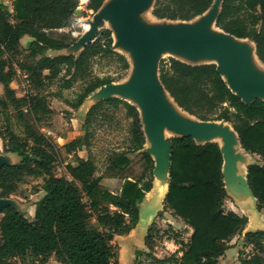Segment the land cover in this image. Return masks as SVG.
Listing matches in <instances>:
<instances>
[{
    "label": "trees",
    "instance_id": "1",
    "mask_svg": "<svg viewBox=\"0 0 264 264\" xmlns=\"http://www.w3.org/2000/svg\"><path fill=\"white\" fill-rule=\"evenodd\" d=\"M80 0H14L12 13L0 0V115L9 121V110L18 119L26 115L40 119L47 113L44 96L39 91L57 79L62 71L69 77L65 88L78 78L86 85L69 106L77 110L97 88L113 82L111 77H91L89 69L95 57L112 56L127 69L123 55L112 49L109 29H101L95 40L78 56L47 55L48 50H62L75 42L69 34L57 29L70 26ZM105 0H88L87 9L96 12ZM214 0H155L151 14L159 20L190 21L209 9ZM102 26V25H100ZM215 26L236 38L249 39L264 64V0H222ZM32 39L27 48L21 39ZM30 59L33 64L18 61ZM23 72L32 94L19 97L10 84ZM159 80L173 101L183 111L201 121H225L236 132L243 150L259 157L246 168L247 184L264 209V100L244 102L234 94L217 71L216 65L187 64L173 57L162 58L158 66ZM122 106L130 121V145L112 153L103 173L90 157H76L67 163L69 175L55 176L53 168L60 149L76 154L88 144V126L102 107ZM86 133L58 147L46 134L29 124L24 137L10 126L0 134L2 146L19 160L0 166V198H8L29 179L42 177L43 195L33 203L34 213L28 218L11 205L0 211V264H47L51 256L59 264H119L114 236L129 234L139 220V204L150 192L154 162L143 151L145 137L136 107L117 97L102 99L86 112ZM171 146L169 187L163 199V210L179 218L191 229L186 243L177 241L179 252L168 264H216L217 259L233 247L231 241L244 231L248 218L232 210H224L226 193L223 157L216 142L197 144L190 135L169 137ZM135 155L140 161L134 162ZM139 163L143 169L140 170ZM105 178L118 179L117 192L109 189ZM160 215V212L157 213ZM148 227L144 245L152 247ZM177 236V235H176ZM238 252L240 264H264V230L242 235ZM248 248V251L246 249ZM142 252L137 251V256Z\"/></svg>",
    "mask_w": 264,
    "mask_h": 264
},
{
    "label": "rangeland",
    "instance_id": "2",
    "mask_svg": "<svg viewBox=\"0 0 264 264\" xmlns=\"http://www.w3.org/2000/svg\"><path fill=\"white\" fill-rule=\"evenodd\" d=\"M2 3L8 6L10 12L12 13V20L16 19V15L12 12V4L14 0H1ZM126 0H108L105 2L104 7H108L115 2H121ZM152 6V0L146 1L142 7L135 13L138 23L141 26H152L151 24L158 25L161 27L162 24L168 25V22H157L156 19L152 17L149 13ZM92 11V10H90ZM90 14V13H89ZM211 14H206L202 16L204 21H209ZM95 14L90 15V20L94 21ZM148 16V17H147ZM145 20L141 22V20ZM201 19H197L196 23H200ZM192 22H188L192 24ZM98 25V26H97ZM102 25V26H100ZM185 25V24H183ZM98 29H111L114 31L115 26L113 22L107 20H101L96 24ZM114 41V39H113ZM230 42V40H226ZM27 47L26 45H23ZM125 57L128 62L127 69H124L122 62L117 60L112 56H101L95 57L92 60L89 73L91 77H111L113 79V85L110 86V91H114L121 97L126 99H135V106L138 107V102L141 101L143 106L148 110L149 106H146V97H144L143 86L139 84L141 70L140 61L137 58L134 50L119 52V50H114ZM57 53V52H55ZM157 63L161 58H166L169 56L168 52L156 53ZM176 55V54H175ZM160 57V58H159ZM18 61L26 62L30 65L33 61L30 59H25V57H17ZM69 76L65 74L64 71L61 72L59 77L49 84H46L39 94L44 96L45 107L47 108V113L42 115L40 119L33 118L32 116H25L23 119L17 118V113L10 109L9 110V121L6 122L4 117L0 115V134H3L6 126L10 128L20 137H24V128L26 124H29L37 132L46 134L52 139V141L58 146L63 145L73 141L75 138L82 136L86 133L83 129V123L85 122L86 112L88 107L85 103L77 110L72 109L69 103L74 101L79 93L82 92L83 87L86 85L85 79H77L71 84L69 88H65V81ZM131 88L127 85L132 84ZM10 86L15 90L16 95L19 97H26L28 94H32V89L27 82V78L23 72H18L15 80L10 84ZM167 97V96H166ZM170 100V99H169ZM183 112V111H182ZM184 113V112H183ZM147 118L149 119V124L146 125L145 134V144L144 148L148 149L152 153L159 150L160 147L165 144L166 139L169 136L167 131H164L166 125L163 128L160 126L162 120L154 118L151 124L149 111H146ZM156 119V120H155ZM130 121L131 119L126 115V111L122 106L117 108L112 107H102V109L93 117L92 123L88 126V144L84 146L82 150H78L76 154H67L64 149H60V155L57 159L55 167L53 168V174L57 177L65 175V165L67 163L74 164L76 157L79 158H92L97 165V174L103 173L106 167L107 158L114 152H121L126 150L130 145ZM196 126L193 128V134L196 137H201L204 141L212 139L215 140L220 147L223 145V138L218 134L219 127H223L226 124L223 122L212 124V121L206 123H201L200 121L193 120ZM218 130V131H217ZM5 149L2 146L0 139V162L11 164L18 161L19 157L11 153L10 156H3ZM151 153V154H152ZM247 160L251 162H258L259 157L246 153ZM140 161L139 155H135L134 162L138 163ZM227 163H233L234 160L232 156H226ZM245 161H240L235 164L234 173L237 177H242L244 172ZM163 163L158 164L157 175L162 182L164 178L161 175V168ZM234 167V166H233ZM140 170L143 169L142 163H139ZM227 175L232 176V174L226 168ZM155 181V178L153 179ZM103 183L112 191L117 192L120 185L118 179L105 178ZM154 183V182H153ZM230 183V181H229ZM43 185L42 177L35 179H29L27 182L22 184L18 191L11 196H9L7 201L12 202L21 212H23L28 218L33 217L34 205L33 203L40 199L43 195L41 189ZM245 185V181L242 182L239 188ZM164 186V185H163ZM154 187V185H153ZM157 187V186H156ZM156 190L154 188L145 195L143 202L139 204V220L135 227L132 235L128 236H114L112 243L117 245L118 248V261L119 264H168V261L160 263L161 260H167L175 253L181 255L179 252V245L177 241H182L186 243L189 240L190 228L185 226V224L179 219L170 214V212L164 211L161 202H159L160 194L156 198ZM0 198V202H1ZM5 201V199H4ZM232 197H228L224 201V210H232L241 215H245L248 218V222L251 223L254 219L258 220L255 216L252 217L248 208L246 211L237 205ZM246 205H243V209ZM160 212V215L157 213ZM262 218L264 219V209L259 211ZM153 214V215H152ZM1 216V214H0ZM252 217V218H251ZM264 221V220H263ZM153 223V230L150 235L152 237V247L148 248L144 245V236L146 235L148 227ZM250 224V223H249ZM264 226V222L263 225ZM249 225L247 228L248 229ZM248 230H251L250 228ZM243 231V232H244ZM236 236L231 243H238L243 240L242 235ZM177 235V236H176ZM135 238L136 242L133 240ZM137 251L142 253L137 256ZM248 251V248L246 249ZM26 261H22V264ZM12 263L20 264L19 260H13ZM47 264H57L54 257L51 256ZM218 264H222L220 261Z\"/></svg>",
    "mask_w": 264,
    "mask_h": 264
},
{
    "label": "water",
    "instance_id": "3",
    "mask_svg": "<svg viewBox=\"0 0 264 264\" xmlns=\"http://www.w3.org/2000/svg\"><path fill=\"white\" fill-rule=\"evenodd\" d=\"M106 1L108 0L104 1L99 10L92 12L95 16L94 21L89 20V29L76 39L75 42L68 48H64L60 51L57 50L59 52L55 54V56L69 54L78 56L82 49L86 45L92 43L99 34L100 29L97 28L98 25L96 26L99 21L109 20L113 22L115 29L111 32L112 39H114L112 49H117L122 53L124 51H129L130 49L134 50L140 61L141 76L139 84L143 86V94L147 100L145 104L146 106H149V108L147 110L141 101L138 102L139 105L136 107L135 105L137 103H135L134 98L126 99L125 97L119 96L114 91H110V86L113 85L111 82L97 88L93 93L86 97L83 103L86 104L88 110L92 105L102 99L117 97L136 107L139 112L143 133L146 125L149 124V119L146 114V111H149L151 124L156 116L160 120H162L160 116L163 117V120L160 122V126L163 128V125H166L164 131L169 133L168 138L190 135L197 144L216 142L212 139L203 141L199 136L195 140L196 137L193 134V128L196 124L191 121V119L200 121L201 123H206L208 121H201L183 111L177 106L168 92L164 89L159 80L158 73L159 62L162 58L157 63L156 55V53L160 52H168V57H173L187 64H215L217 71L220 73L230 90L234 94L241 97L244 102L248 103L255 98L264 100V68L257 65V62L255 61L256 59L260 64H263L255 53L254 43L249 39L236 38L215 26V20L220 11L222 0H214L207 11L190 21H172L166 19L159 20L153 17L157 20V22L164 21L169 23L168 25L162 24L161 27H158V25L154 27L153 24H151L152 26H141L135 17V13L148 0H126L115 2L105 8L104 4ZM154 1L155 0H152V6ZM151 10L149 12L150 14ZM81 14L82 11L80 7L75 10L73 15L75 17H80ZM206 14H211L209 21H204L202 18V16H205ZM197 19H201L200 23H196ZM144 21L145 20L143 19L141 20V22ZM192 21L193 23L188 25V22ZM109 30L111 31V29ZM226 40H230V42H227ZM28 45L27 48L29 47ZM245 57H249V59L246 61ZM243 59L244 61L241 62ZM244 62L248 64L247 66L251 69H246L244 67ZM132 85L133 83L127 85L128 87L126 88H131ZM164 96H168L169 99L173 101L172 104L183 111L185 115L175 113L165 101ZM220 122L226 124L223 127H219L218 132L219 135L224 136L222 147H220L216 142L223 157L222 175L226 193L228 197H232L235 202H238L237 205L239 204L242 210L246 211L248 208L251 216L258 218V220L254 219L252 223L250 221L247 223L245 228L249 225L248 229L250 228L251 230L246 229L244 233L248 231L264 230V226H261L264 221L257 209V201L252 195L246 179L247 166L256 162L247 160V152H245L241 147L238 136L229 123L225 121H212L211 123L216 124ZM167 139L165 144H163L160 149L154 153L143 148V151L150 154L154 162L152 173L155 181L153 180L154 183H152V188L157 191L156 198L160 194L159 202H161L162 206L163 199L168 192L169 187L171 146L167 142ZM10 154L11 152L1 153L4 157L10 156ZM227 154L232 156V159L234 160L233 163L226 162ZM240 161H245L244 172L242 177H237L232 169L235 168V164ZM159 163H163L161 175L165 179V182H162L157 175ZM4 164L6 163L0 162V166ZM226 168H228V171L233 176V180H231L230 183ZM243 181H245V187L249 190V194L239 188ZM1 200L0 211L5 205H11L13 208L20 211V209H18L12 202L7 201V198H1ZM243 205H246L244 209Z\"/></svg>",
    "mask_w": 264,
    "mask_h": 264
},
{
    "label": "crops",
    "instance_id": "4",
    "mask_svg": "<svg viewBox=\"0 0 264 264\" xmlns=\"http://www.w3.org/2000/svg\"><path fill=\"white\" fill-rule=\"evenodd\" d=\"M153 17V16H152ZM28 43H29V45H28ZM31 43H32V39L30 38V37H28V36H25V37H23L22 39H21V45H28V46H30L31 45ZM60 51V50H59ZM59 51H57V50H48L47 51V55H49V56H55V54H57ZM55 52H57V53H55ZM244 58V57H243ZM255 58V57H254ZM249 59V57H245V60L247 61ZM244 61V59L241 61V62H243ZM255 61L257 62V65H259V66H261L262 68H264V66H263V64H260L256 59H255ZM248 64H246L245 62H244V67L246 68V69H251L249 66H247ZM248 67V68H247ZM243 68V67H242ZM3 153H10V152H6V151H4ZM65 176L67 177V178H69V175L66 173L65 174ZM239 214V213H238ZM153 215V214H152ZM241 215V214H240ZM263 217V216H262ZM264 220V219H263ZM138 224V223H137ZM134 230H135V228L131 231V232H129V234H127V235H123V236H130V235H132L133 234V232H134ZM191 230V229H190ZM191 233V232H190ZM243 234H244V232H243ZM123 236H120V237H123ZM145 237V236H144ZM133 240L136 242V240H135V238H133ZM235 244V245H234ZM232 245H234L233 247H231V248H229L228 250H226V252H225V254L223 255V256H221V257H219L218 259H217V262H216V264H218L220 261H222V264H240L239 263V261H238V252H239V250L241 249V247H242V240L241 241H239L238 243H232ZM57 264H59V263H57Z\"/></svg>",
    "mask_w": 264,
    "mask_h": 264
},
{
    "label": "built area",
    "instance_id": "5",
    "mask_svg": "<svg viewBox=\"0 0 264 264\" xmlns=\"http://www.w3.org/2000/svg\"><path fill=\"white\" fill-rule=\"evenodd\" d=\"M87 2L88 0L79 1V4L76 7V9L81 7V11H82L81 16L75 17L73 15L72 24L70 26L57 29L58 32L69 34L72 38L76 40L89 29V20H90V15L92 14V11L87 9Z\"/></svg>",
    "mask_w": 264,
    "mask_h": 264
},
{
    "label": "bare ground",
    "instance_id": "6",
    "mask_svg": "<svg viewBox=\"0 0 264 264\" xmlns=\"http://www.w3.org/2000/svg\"><path fill=\"white\" fill-rule=\"evenodd\" d=\"M148 17V16H147ZM108 21V20H107ZM165 97V101L167 102V104L169 105V107L175 112V113H177V114H180V115H185L177 106H174L172 103H173V101H171V99L169 100V97L167 96H164ZM228 156H229V154H227ZM159 178H161V177H159ZM228 179H229V181H231V180H233V176H228ZM164 182H165V180H164ZM240 189H242V190H244V192L245 193H248L249 194V190L245 187V185L242 187V188H240ZM149 193V192H148ZM147 193V194H148Z\"/></svg>",
    "mask_w": 264,
    "mask_h": 264
}]
</instances>
